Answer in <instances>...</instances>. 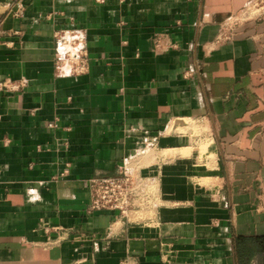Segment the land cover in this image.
I'll use <instances>...</instances> for the list:
<instances>
[{
	"label": "crops",
	"instance_id": "1",
	"mask_svg": "<svg viewBox=\"0 0 264 264\" xmlns=\"http://www.w3.org/2000/svg\"><path fill=\"white\" fill-rule=\"evenodd\" d=\"M72 28L78 76L56 68ZM140 151L153 205L89 214ZM259 241L264 0H0V264H263Z\"/></svg>",
	"mask_w": 264,
	"mask_h": 264
},
{
	"label": "built area",
	"instance_id": "2",
	"mask_svg": "<svg viewBox=\"0 0 264 264\" xmlns=\"http://www.w3.org/2000/svg\"><path fill=\"white\" fill-rule=\"evenodd\" d=\"M22 13L19 7L15 16ZM57 40L56 68L60 74L78 76L90 69L91 57L88 48L87 35L80 29L57 30L54 34ZM219 40H229L230 36L220 34ZM161 38L156 46L161 47ZM6 88L18 91L25 86L24 82H6ZM52 126V125H51ZM140 151L127 158L114 175L98 174L90 183V203L87 211L93 214L101 211L115 213L126 218L130 213L152 206L154 198L152 187L157 178L154 164L143 158ZM154 172V173H153ZM122 264H128L123 262Z\"/></svg>",
	"mask_w": 264,
	"mask_h": 264
},
{
	"label": "rangeland",
	"instance_id": "3",
	"mask_svg": "<svg viewBox=\"0 0 264 264\" xmlns=\"http://www.w3.org/2000/svg\"><path fill=\"white\" fill-rule=\"evenodd\" d=\"M190 149L189 150H187V151H184V154H186V155H189L190 154ZM166 154L168 155V156H170V155H174V153L172 152V151H166ZM143 156H145V157H143V158H146V156H148V154H146V155H143ZM151 156V155H150ZM150 156H148V157H150ZM152 157V156H151ZM263 264H264V262H263Z\"/></svg>",
	"mask_w": 264,
	"mask_h": 264
},
{
	"label": "trees",
	"instance_id": "4",
	"mask_svg": "<svg viewBox=\"0 0 264 264\" xmlns=\"http://www.w3.org/2000/svg\"><path fill=\"white\" fill-rule=\"evenodd\" d=\"M258 247H259V252H264V241H259L258 244H256ZM255 245V246H256ZM248 253H251V252H248ZM250 261V260H249ZM246 263V262H245ZM244 263V264H245ZM248 264V262L246 263Z\"/></svg>",
	"mask_w": 264,
	"mask_h": 264
}]
</instances>
